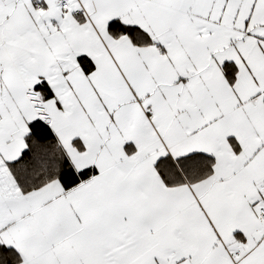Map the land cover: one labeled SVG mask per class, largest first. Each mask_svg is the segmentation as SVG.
Segmentation results:
<instances>
[{"label": "snow or ice", "instance_id": "1", "mask_svg": "<svg viewBox=\"0 0 264 264\" xmlns=\"http://www.w3.org/2000/svg\"><path fill=\"white\" fill-rule=\"evenodd\" d=\"M0 264H264V0H0Z\"/></svg>", "mask_w": 264, "mask_h": 264}]
</instances>
